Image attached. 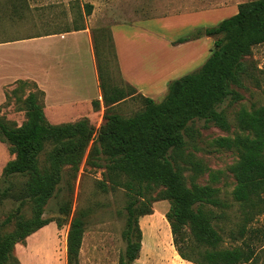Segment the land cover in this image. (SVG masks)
Instances as JSON below:
<instances>
[{
	"label": "trees",
	"instance_id": "1",
	"mask_svg": "<svg viewBox=\"0 0 264 264\" xmlns=\"http://www.w3.org/2000/svg\"><path fill=\"white\" fill-rule=\"evenodd\" d=\"M9 3L13 13L27 8L25 2ZM82 7L83 15L91 13V4ZM82 28L84 24L72 29ZM99 30L106 33L113 66L119 73L111 32L109 28ZM96 31L91 33L104 107V122L96 131L87 117L72 123H50L44 112L43 91L33 81L17 80L5 91V100H22L25 118L18 125L0 115V141L9 143L14 154L0 173V203L9 198L17 204L0 222V264H19L13 254L15 244L53 220L43 216L45 205L58 192L64 167L68 166L70 177L75 179L83 159L87 165L102 169L99 188H121L127 196L121 231L124 249L117 264H133L138 257L142 237L138 218L151 213L150 192L159 186L163 187L161 196L169 200L165 218L172 244L182 259L190 264H258L264 252V225L252 223L256 216H264V103L239 108L235 113L239 132L213 140L215 146L237 155L229 166L235 179L232 200L238 211L230 226L228 211L233 203L210 183L194 181L209 170L187 146L194 136V121L229 129V120L217 105L227 95L236 97L230 85L252 77L244 57L253 46L264 43V0L240 2L234 15L193 34L212 36L213 48L200 67L169 80L160 101L136 93L122 80L120 86L108 82ZM29 85L33 90L24 93ZM261 87L264 94V78ZM128 98L139 99L141 107L130 116L113 111ZM91 104L93 110L100 108L99 99ZM185 170L193 173L189 185ZM208 173L209 181L214 182L219 172ZM17 177L23 181L17 183ZM25 205L30 209L28 216L23 212ZM58 212L61 216L54 220L61 226V219L71 212L70 197L59 204ZM9 223L11 228L6 230ZM84 229V212L77 211L66 234V264H79ZM222 233L229 238L228 246L222 245Z\"/></svg>",
	"mask_w": 264,
	"mask_h": 264
},
{
	"label": "rangeland",
	"instance_id": "2",
	"mask_svg": "<svg viewBox=\"0 0 264 264\" xmlns=\"http://www.w3.org/2000/svg\"><path fill=\"white\" fill-rule=\"evenodd\" d=\"M12 1L0 0V39L47 31H64L80 26L85 21L82 11L84 9L81 4L82 2L84 4L87 0H15L19 4L25 2V6H27L25 9H17V14L25 18L23 21L18 22L16 27L15 22L8 20L12 13L8 9L11 8L9 2ZM106 1L107 8L113 11L102 13L98 10L95 12L91 10V30H97L95 34L98 53L108 82L120 86L123 83L119 73L113 66L112 53L108 39L105 36L106 33L99 29H107L110 24L122 19H135L134 16L136 15H144L150 12L152 14L144 17L159 15L160 13L157 12L164 11L165 8L163 7L167 8V6L159 4L160 0H154V8L148 10L138 8L136 6L139 3L138 0ZM236 1L231 0L237 7ZM244 1L249 0H238V3ZM236 11L223 16L222 19L234 15ZM131 17L133 18L131 19ZM244 61L252 77L243 79L238 85H230V89L235 92L236 97L227 95L217 105L218 110H224L230 123L229 129L223 130L213 124L204 125L202 120L194 121L192 124L194 136L187 146V151L192 152L195 158L199 159L209 171L219 172L214 182L209 181V171L200 174L194 181L198 184L210 183L219 189L221 197L233 203L232 208L228 211L230 221L227 225L229 224V226L233 220H236L235 216L238 212L231 194L235 179L229 170V166L237 159V155L232 150L215 146L213 140L221 136H232L239 132L235 122V113L239 108H250L264 103V94L261 87L264 78V43L253 46L251 53L244 57ZM28 90H33L32 85H29L24 93ZM165 93L166 91L158 96L156 101H160ZM23 107L22 100L16 101L10 98L0 104V115L9 122L19 125L25 118ZM140 107L141 101L139 99L128 98L115 105L113 111L122 116H130ZM103 112L104 108L100 107L87 116L82 115L77 118L87 117L96 131L104 122ZM192 144L195 145V148L191 146ZM48 149L49 146L45 147V150ZM13 157L14 154L11 152L10 144L0 141V173L4 164ZM40 158L43 159L44 154ZM101 172L102 169L87 165L83 159L75 179H72L68 172V166L64 167L59 190L49 198L44 208L43 216L53 220L30 234L31 238L29 240L25 239L23 242L15 244L13 254L18 259L19 264H66V234L70 218L77 211L84 212L85 220V229L78 255L79 264H117L119 255L124 249L121 231L124 224V205L127 196L121 188L106 191L99 188L97 182L102 178ZM191 176H193L191 170L184 171L187 185L190 183ZM22 181V177L16 178L17 183ZM2 185L3 183L0 182V187ZM162 190V186L151 190V213L138 218L142 237L138 257L133 264H190L189 261L178 255L172 244L169 225L165 218V213L169 208V200L161 196ZM69 197L71 198V212L65 219H61L62 224L58 226L54 220L61 216L58 212V206ZM16 205V202L9 198L0 203V222ZM23 212L25 216L30 214L27 205L24 206ZM11 225L9 223L5 229L9 230ZM263 225L264 216H256L252 226L261 227ZM222 234L224 236L222 245L228 246L230 244L229 238H227L226 233ZM263 262L264 252L260 254L258 264Z\"/></svg>",
	"mask_w": 264,
	"mask_h": 264
},
{
	"label": "crops",
	"instance_id": "3",
	"mask_svg": "<svg viewBox=\"0 0 264 264\" xmlns=\"http://www.w3.org/2000/svg\"><path fill=\"white\" fill-rule=\"evenodd\" d=\"M138 2V8H154V0ZM85 3L91 4L94 12L113 11L107 8L106 0ZM159 4L167 6L157 12L159 15H136L135 19H122L108 26L121 80L155 101L166 91L169 80L199 67L210 54L214 38L193 34L237 10L231 0H160ZM90 15H83L82 29L0 39V104L15 81L28 80L43 91L44 112L50 123H72L79 120L78 116L89 115L94 111L93 99H99L104 108ZM24 18L12 12L8 20L17 27Z\"/></svg>",
	"mask_w": 264,
	"mask_h": 264
}]
</instances>
